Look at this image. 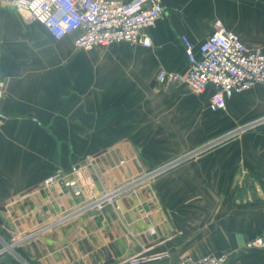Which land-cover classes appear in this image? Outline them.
<instances>
[{"label": "crops", "instance_id": "crops-1", "mask_svg": "<svg viewBox=\"0 0 264 264\" xmlns=\"http://www.w3.org/2000/svg\"><path fill=\"white\" fill-rule=\"evenodd\" d=\"M163 2L152 46L84 49L82 29L57 39L0 0V250L23 264H264V248L246 246L264 225V120L212 144L264 116V84L213 111L210 91L157 81L162 68L188 72L182 36L198 45L217 20L264 52V0ZM171 159L181 164L97 214L60 219L80 198L42 184L72 173L91 197Z\"/></svg>", "mask_w": 264, "mask_h": 264}, {"label": "built area", "instance_id": "built-area-1", "mask_svg": "<svg viewBox=\"0 0 264 264\" xmlns=\"http://www.w3.org/2000/svg\"><path fill=\"white\" fill-rule=\"evenodd\" d=\"M13 4L29 20L44 25L57 39L82 29L75 44L84 49L96 45L105 47L115 42L150 47L153 39L148 29L157 22L165 9L163 0H13ZM216 23V31L198 45L188 36H182L189 63L187 73L162 68L157 73V81L160 84H186L195 94L210 91V108L220 111L227 108L228 99L236 93L248 90L256 84H264V52L250 48L238 34L227 30L220 20ZM2 96L3 90L0 86V98ZM262 120L264 116L237 125L213 140L212 144L222 140V137L243 133ZM3 123L0 112V127ZM207 147L208 145L197 150ZM162 170V167H158L148 174L155 176ZM42 184L45 188L61 184L78 198L84 194L83 185L72 173L56 171L44 178ZM110 195L107 192L94 196L89 201L81 200L76 208L60 219L102 209ZM155 232V228L150 227L146 235ZM246 246L264 248V225ZM2 252L0 250V254ZM151 258H135L133 262L138 264ZM226 258L225 254H206L199 258L184 256L179 264H223Z\"/></svg>", "mask_w": 264, "mask_h": 264}, {"label": "rangeland", "instance_id": "rangeland-1", "mask_svg": "<svg viewBox=\"0 0 264 264\" xmlns=\"http://www.w3.org/2000/svg\"><path fill=\"white\" fill-rule=\"evenodd\" d=\"M168 85V84H166ZM227 131H225L223 134H225ZM222 134V135H223ZM215 136H217L218 134H214ZM219 135H221V132L219 133ZM180 160H167L162 162L161 164L151 167L150 169L146 170V171H142L140 174H138L137 176L131 177L129 180L116 185L112 188H105L104 191H102L100 194L94 195V196H101L106 194L107 192L111 193L110 198L107 199V201L105 202L104 205H106L107 203H112L115 204L117 203L119 198H122L124 196L127 195H136L138 192V189L144 185H148L151 184L152 182H154L155 180H158L159 178H161L162 176L168 174V172L175 168L176 166H178L179 164H181ZM158 167H162L163 170L156 174L155 176L148 174L150 171L154 170L155 168ZM80 197V200L82 201H89L92 197ZM80 203V202H79ZM67 213V212H66ZM3 244H1L0 246L3 247V245L6 246L5 242H2Z\"/></svg>", "mask_w": 264, "mask_h": 264}, {"label": "trees", "instance_id": "trees-1", "mask_svg": "<svg viewBox=\"0 0 264 264\" xmlns=\"http://www.w3.org/2000/svg\"><path fill=\"white\" fill-rule=\"evenodd\" d=\"M0 264H23L20 260H18L12 254L6 252H2L0 254Z\"/></svg>", "mask_w": 264, "mask_h": 264}, {"label": "water", "instance_id": "water-1", "mask_svg": "<svg viewBox=\"0 0 264 264\" xmlns=\"http://www.w3.org/2000/svg\"><path fill=\"white\" fill-rule=\"evenodd\" d=\"M99 212H100L99 210H95V212H93V213H94V214H97V213H99ZM7 247H8V245L5 246V248H3V250L7 249Z\"/></svg>", "mask_w": 264, "mask_h": 264}]
</instances>
